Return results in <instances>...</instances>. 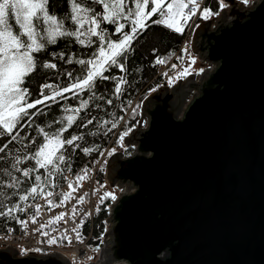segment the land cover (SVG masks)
<instances>
[{"label": "water", "instance_id": "95a60500", "mask_svg": "<svg viewBox=\"0 0 264 264\" xmlns=\"http://www.w3.org/2000/svg\"><path fill=\"white\" fill-rule=\"evenodd\" d=\"M225 3L195 32L201 77L161 83L125 138L134 153L109 156L108 181L128 190L111 201L102 258L15 242L0 264H264V0Z\"/></svg>", "mask_w": 264, "mask_h": 264}, {"label": "trees", "instance_id": "16d2710c", "mask_svg": "<svg viewBox=\"0 0 264 264\" xmlns=\"http://www.w3.org/2000/svg\"><path fill=\"white\" fill-rule=\"evenodd\" d=\"M114 2V0H112ZM171 0H160L161 6L166 9L167 3ZM205 6L211 8L213 12L219 9V0H205ZM55 11L57 14L65 15L69 12L68 0H55ZM91 7L97 14L104 12L100 4L93 3ZM125 15L127 9L135 8L134 0H124ZM154 4H149L146 11H150ZM153 15L146 21L147 27L144 28L131 42V47L126 56L122 58L125 69L121 70L118 66L107 67L102 75L109 79L95 80V86L91 89L70 90L63 92L64 87H69L77 82V79L85 75L81 72L82 66L76 63L77 60L93 59V52L98 53L97 45L87 43L80 44L75 37L58 38V43L49 45L46 52L37 54L40 61H51L57 65L54 69H40L30 80L25 81V86L31 93L27 97V103H33L35 100H44V96H52L53 90L60 91L61 95L55 100H48L36 105L34 109H27L30 113L25 117L21 124L14 129L13 135L17 139L9 144V149L4 154L3 161H0V204L7 208L18 205L19 208L8 218L0 217V231L8 227L17 229L24 216L23 208L34 203L44 192L45 189L56 190L64 181L67 171L75 170L85 160H97L100 152L107 146L113 138L120 143L122 132L129 130L138 120L139 106L146 94V87L149 84H155L152 77L156 72L155 56H160L168 60L176 51L181 40L182 33L176 32L163 24H156L152 21L159 19ZM68 30L76 27L67 20ZM132 17L117 18V23L125 25L124 31L129 32L131 28ZM101 27L109 40L118 42L122 39L121 33L115 31L116 25L109 24L102 20ZM11 22V21H10ZM95 39V38H93ZM55 53V55H52ZM63 56L64 58H61ZM71 61V63H69ZM71 72L73 75L68 76ZM115 77L116 79H112ZM123 78L125 83L119 84L120 92L116 91L117 84ZM151 81V82H150ZM50 84L53 88L44 89L43 85ZM87 101L85 107H81L83 102ZM108 101H111L109 103ZM133 104V110L129 111ZM79 109V111H76ZM72 116L74 123L69 126L67 117ZM88 120H92L91 124ZM116 126L113 127L112 125ZM60 128L66 129L61 135L62 139H70L73 135L81 136L73 145L65 144L62 154L64 161H56L55 165H49L42 168L37 163L34 154L40 146L45 143L44 133L51 134ZM11 137L0 138V146L8 143ZM92 149L85 152L84 149ZM47 151V149H46ZM27 157V159L25 158ZM42 159V158H41ZM17 160L20 162L17 163ZM25 170H31L29 176H24ZM41 179L37 181L35 177ZM8 185H12L9 187ZM38 186L36 195H29L30 189ZM20 196H27L26 200H20ZM110 197H103L98 202L95 209V223L92 241L98 236L101 228V218L105 214L107 202Z\"/></svg>", "mask_w": 264, "mask_h": 264}, {"label": "snow or ice", "instance_id": "6c2138e0", "mask_svg": "<svg viewBox=\"0 0 264 264\" xmlns=\"http://www.w3.org/2000/svg\"><path fill=\"white\" fill-rule=\"evenodd\" d=\"M244 2L247 3L248 0H244ZM68 3L70 10L65 15L68 21L76 25L72 30H68L66 26L65 15L56 13L55 0H0V138L11 137L8 143L0 146V154H4L9 149V144L17 139V136L13 135V131L25 117L30 115L27 109H34L36 105L48 100H55L57 96L61 95L60 91L53 90L51 97L45 95L44 100L37 99L33 103H27V97L31 93L25 86V81L30 80L40 69H54L57 67L51 61H40L37 54L46 52L49 45L57 44L58 38L75 37L83 45L86 41L82 37L86 36L89 45L93 43L97 45L98 53L93 52V59L76 61L82 66L81 72H84L85 75L78 78L76 83L64 87L62 91L91 89L95 86L97 77L105 80L109 79L108 76L102 75L107 67L118 66L121 70L125 69L124 63L121 62L122 58L126 56L127 51L130 49L132 40L147 27L146 21L153 15L160 17L153 20V23L163 24L176 32L183 33L184 25L196 15L197 10H200V14L204 19L219 14V12H213L211 8L201 9L199 0H171L167 3L166 9L161 6L160 0H134L135 8L127 9V15L124 14V0H114V2L112 0H68ZM93 3L100 4L104 12L97 14L91 7ZM150 3L154 4L155 7H152L150 11H146L145 9ZM227 6L225 0H219L220 9ZM185 9L188 11L186 12ZM101 16L103 21L116 25L115 31L121 33L122 39H119L118 42L108 39L101 27ZM118 17L133 18L129 32L124 31L125 25L123 23H117ZM184 51L187 52V48ZM52 55H55V53ZM61 58L64 57L61 56ZM165 62L166 60L163 58H157L156 60V63ZM172 67L175 68L176 65H172ZM188 74L185 70L178 75L186 76ZM67 75L72 76L73 74L69 72ZM112 79L116 78L112 77ZM125 82L123 78L120 79L116 88L117 92L121 91L119 84ZM169 82L171 83L172 80L170 79ZM43 88L49 89L53 86L45 84ZM108 102L111 103V101ZM86 105L87 101L83 102L81 107L83 108ZM76 111H79V109ZM92 122V120H88L89 124ZM67 123L69 126L74 123L72 116L67 117ZM112 126L115 127L116 125L113 124ZM39 131L44 133L45 143L35 152L34 158H37V163L42 168L55 165L56 161H64L65 156L62 154L64 145H73L76 140L82 138L73 135L70 139H62V133L66 131L64 128L55 130L51 134L44 132L43 129H39ZM124 135H127V133L121 135V141ZM91 150L89 148L84 149L86 153ZM114 151L113 149L108 155H112ZM25 158L27 159V157ZM3 159L4 156L0 155V161H3ZM19 162L17 160V163ZM30 171L25 170L23 175L29 176ZM84 178L85 176L78 177V179ZM35 179L39 181L41 178L37 176ZM8 186L11 187L12 185ZM3 187L4 185L0 184V188ZM37 192L38 186H34L30 189L29 195H36ZM47 195L51 196L52 193H47ZM69 196L70 193L65 194V199ZM108 196L115 199L112 193H105V197ZM27 198V196L19 197L20 200H26ZM51 203V201H48L49 205ZM18 208V205H14L5 210L3 204H0V217L5 219L11 217ZM37 214H39V206H37ZM64 215V213H61L54 218L55 221L63 219ZM73 216H75V209L73 210ZM19 222L21 224L27 223L23 220ZM33 222H35V217H33ZM53 222L54 220H49L48 223ZM43 227H46V225H41V228ZM78 229L79 226L73 231L76 233V238L81 239ZM48 242L55 243L56 240L52 238ZM36 251H39V249H36Z\"/></svg>", "mask_w": 264, "mask_h": 264}, {"label": "built area", "instance_id": "2783aa9c", "mask_svg": "<svg viewBox=\"0 0 264 264\" xmlns=\"http://www.w3.org/2000/svg\"><path fill=\"white\" fill-rule=\"evenodd\" d=\"M240 1L244 2V0ZM199 3L201 9L205 8V0H199ZM185 11L188 10L185 9ZM227 18H231V16H227ZM202 20L204 18L201 16L200 10H197L196 15L184 25L181 40L173 56L168 61L156 63L157 58L162 57H154L156 72L151 80H156V83L145 86L149 93L157 87L160 88L161 83L171 85L176 79L184 78L178 74L191 63L192 58L198 61V66L204 63L203 57L193 48L195 32ZM185 48H187V52L184 51ZM172 65H176V67L173 68ZM193 74L197 79L201 77L200 73L193 72ZM170 79L172 80L171 83L169 82ZM193 90L197 91L196 88H193ZM129 110H132V108ZM146 121L141 122V127L147 126ZM124 144L118 145L113 142L112 138L102 150L101 153L103 154H100L96 162L87 159L75 170L67 171L65 181L56 191L46 189L38 201L31 205L35 209L34 213L29 211L30 205L25 208L23 221L27 223L22 224L18 229L9 227L4 231H0V243L12 244L17 242L18 249L22 251L39 249L59 252L65 254L72 262L102 258L104 254L101 247L105 244L103 233L112 226L110 220L106 221V216L110 214L111 201L114 199L111 198L108 201L105 214L101 218L100 232L97 238L94 239L97 248H94L91 242L94 234V211L105 193H112L116 199L121 192L127 190V187H121L116 182L110 183L107 178V164L110 156L108 153L114 149V152L121 153V157H126L136 148V144L126 146ZM128 148H130V151ZM100 163L102 164L101 171L99 170ZM81 176H85V178L78 179ZM47 193H52V195L48 196ZM68 193H70V196L65 199V194ZM48 201L52 202L51 205L48 204ZM37 206H39V214H37ZM74 209L75 216H73ZM61 213L65 214L63 219L55 221L54 218ZM33 217H35V222H33ZM49 220H54V222L49 224ZM41 225H46V227L41 228ZM77 226H79L81 239H77L76 233L73 231ZM52 238H55V243L48 242ZM113 263L122 264L125 262L118 260Z\"/></svg>", "mask_w": 264, "mask_h": 264}, {"label": "rangeland", "instance_id": "374dc122", "mask_svg": "<svg viewBox=\"0 0 264 264\" xmlns=\"http://www.w3.org/2000/svg\"><path fill=\"white\" fill-rule=\"evenodd\" d=\"M181 23H183V21H181ZM201 24H199L198 26H200ZM197 66H198V61L197 60H195L194 58L192 59V61H191V63L188 65V67H187V72L188 71H190V70H193V69H195V68H197ZM197 92H199V89L197 90ZM193 93H195V92H193ZM192 93V94H193ZM193 98V96L190 94L187 98H186V101H188V100H190V99H192ZM144 118V117H143ZM128 144H137L136 142L134 143H128Z\"/></svg>", "mask_w": 264, "mask_h": 264}, {"label": "bare ground", "instance_id": "6f19581e", "mask_svg": "<svg viewBox=\"0 0 264 264\" xmlns=\"http://www.w3.org/2000/svg\"><path fill=\"white\" fill-rule=\"evenodd\" d=\"M190 95V94H189ZM192 96H194L195 95V93H193V94H191ZM127 190H128V188H127Z\"/></svg>", "mask_w": 264, "mask_h": 264}]
</instances>
